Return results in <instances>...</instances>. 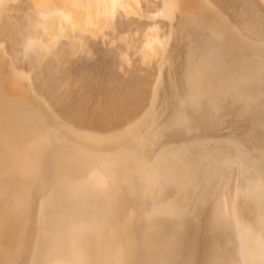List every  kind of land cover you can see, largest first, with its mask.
<instances>
[{
    "label": "bare ground",
    "instance_id": "6f19581e",
    "mask_svg": "<svg viewBox=\"0 0 264 264\" xmlns=\"http://www.w3.org/2000/svg\"><path fill=\"white\" fill-rule=\"evenodd\" d=\"M160 1L169 31L144 49L156 58L151 94L121 125L60 116L0 39V264H224L227 213L238 264H264V37L213 0ZM30 2L50 16H29L38 63L74 31L110 22V0ZM204 100L207 114L190 123ZM49 110L114 148L61 138Z\"/></svg>",
    "mask_w": 264,
    "mask_h": 264
},
{
    "label": "rangeland",
    "instance_id": "374dc122",
    "mask_svg": "<svg viewBox=\"0 0 264 264\" xmlns=\"http://www.w3.org/2000/svg\"><path fill=\"white\" fill-rule=\"evenodd\" d=\"M30 1L0 0V39L15 56L17 64L31 73L37 92L60 116L89 127L104 129L132 119L149 98L156 74L155 55L146 54L144 49L149 48L156 36L164 39L169 31L168 20L162 15L161 1L131 0L139 9V15L123 9L116 0H110L104 5L110 16L108 24L93 29L95 35L74 31L71 35L73 44L65 42L62 48L55 45L54 51L45 55L40 63L32 59L31 30L35 23L29 16L43 17L44 20L46 17L50 19V16L38 11ZM213 1L235 23H255L259 34L264 37V0ZM10 29L16 31V38H12ZM61 39L70 40L66 36ZM69 51L72 58L67 63ZM5 63V66L2 65L7 72L8 64ZM214 105L217 106L215 102L211 104ZM209 106L204 100L198 113L190 111L188 121L193 123L197 115H206ZM46 113L53 123H57L54 124L61 138L66 137L65 140L94 151L114 148V143L108 140L83 136L58 114L50 113V110ZM217 113L222 119L230 116L224 108H219ZM89 137L93 139H86ZM106 141L102 148L101 143ZM232 186L233 176L230 186L224 189L227 209ZM219 225L220 238L227 239L225 246L220 248L224 264H238L237 240L229 213L221 216Z\"/></svg>",
    "mask_w": 264,
    "mask_h": 264
}]
</instances>
